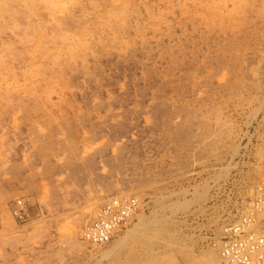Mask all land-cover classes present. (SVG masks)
Listing matches in <instances>:
<instances>
[{
    "label": "rangeland",
    "instance_id": "374dc122",
    "mask_svg": "<svg viewBox=\"0 0 264 264\" xmlns=\"http://www.w3.org/2000/svg\"><path fill=\"white\" fill-rule=\"evenodd\" d=\"M260 182L264 0H0V264L217 262Z\"/></svg>",
    "mask_w": 264,
    "mask_h": 264
},
{
    "label": "built area",
    "instance_id": "2783aa9c",
    "mask_svg": "<svg viewBox=\"0 0 264 264\" xmlns=\"http://www.w3.org/2000/svg\"><path fill=\"white\" fill-rule=\"evenodd\" d=\"M139 205L136 197L110 198L84 226L80 239L90 246H106L131 221ZM12 214H23L20 201L12 206ZM205 264H264V182L254 187L239 218L223 227L217 262Z\"/></svg>",
    "mask_w": 264,
    "mask_h": 264
}]
</instances>
